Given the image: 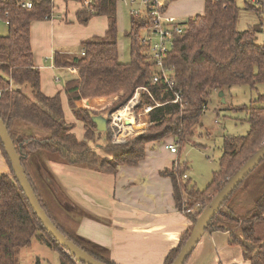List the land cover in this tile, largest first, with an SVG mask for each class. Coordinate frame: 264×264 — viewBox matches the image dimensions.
I'll return each mask as SVG.
<instances>
[{"label": "trees", "instance_id": "16d2710c", "mask_svg": "<svg viewBox=\"0 0 264 264\" xmlns=\"http://www.w3.org/2000/svg\"><path fill=\"white\" fill-rule=\"evenodd\" d=\"M260 1V5L259 0L252 4L246 0L244 4L250 10H263V14L264 8L260 7H264V0ZM236 2L205 0L202 14L180 22L182 31L174 33L172 47L160 67L141 41V33L150 18L130 16L129 28L123 34L129 40V59L124 61L118 51L116 0H93L86 8L82 4L76 13L77 21L86 24L93 16L105 15L108 26L104 35L82 40L77 54L55 51L52 58L58 68L77 70L65 78L64 92L71 113L84 129L82 139H78L72 131L74 123L65 119L60 94L50 96L42 92L40 70L34 64L30 43L31 23L52 17V0H34L31 8H22L20 0H0V23L8 22L7 33L0 35V118L48 217L66 237L95 259L114 264L103 248L69 232L58 221L56 211L44 199L32 173L29 158L42 154L47 161L115 173L122 165H136L149 143L171 137L180 148L200 124L212 91L238 84L256 90L258 84H264V42H258L256 29L238 30ZM160 68L167 69L168 83ZM156 76L158 80L154 82ZM138 87L146 90L141 92L136 108L144 112L146 106H152L146 113L149 127L115 144L109 129L110 113L132 98ZM110 98L116 100L104 103ZM230 107L234 112L244 113L248 130L243 135H223L219 167L203 189L183 178L184 164L175 162L170 170L162 172L171 179L176 208L192 224L227 179L264 142V92L257 91L248 103ZM94 116L106 117L104 131L97 129ZM99 140L103 141L102 145L97 144ZM0 149L10 167L1 142ZM263 162L264 159L234 189L205 229L207 233L227 232L229 245L240 246L243 258L250 264H264V240L255 230L264 221V190L249 202L244 198L243 185ZM45 170L58 186L48 169ZM196 205L195 212H189ZM190 229L181 235L163 264H172ZM33 238L57 251L60 264H83L44 229L10 168V174H0V264H18L20 251L30 246Z\"/></svg>", "mask_w": 264, "mask_h": 264}, {"label": "crops", "instance_id": "0c3cea01", "mask_svg": "<svg viewBox=\"0 0 264 264\" xmlns=\"http://www.w3.org/2000/svg\"><path fill=\"white\" fill-rule=\"evenodd\" d=\"M157 1L164 7L166 15L182 22L204 12L205 0ZM82 2L52 0V17L33 21L30 26V43L34 64L40 70L42 92L50 96L59 93L63 110L66 105L69 109L63 85L66 77L59 75L62 68L53 64L54 52L77 54L82 40L104 35L108 26L105 15L93 16L86 24L79 23L76 13ZM118 51L121 58L119 47ZM67 111L66 121L79 122L82 126L71 110ZM72 131L82 139L83 126L81 130L73 127ZM169 141L164 139L147 144L144 157L136 165H122L115 173L47 161L42 154L32 155L29 165L35 177L36 167L38 172L41 168L44 174L40 175L41 179L45 180L51 192L56 189V192L53 190L56 193L53 194L54 199L56 195L68 197L65 200L68 213L60 217H64L66 223H62L69 232L103 248L114 264H163L168 252L177 246L181 235L192 226L186 214L175 206L171 179L162 174L164 170H170L173 163L179 162V154L176 158L177 152L171 153L165 148L166 144H172ZM38 157L42 160L39 165L34 161ZM45 168L58 186L50 174H45ZM1 173L10 174V167L0 149ZM36 179L38 181V177ZM184 179H189V176ZM263 224L261 221L255 227L258 235ZM258 237L264 240V232L262 237ZM228 238L227 232H205L185 264H250L243 258L240 246L229 245ZM34 240L47 247L36 238L32 239L29 247Z\"/></svg>", "mask_w": 264, "mask_h": 264}, {"label": "rangeland", "instance_id": "374dc122", "mask_svg": "<svg viewBox=\"0 0 264 264\" xmlns=\"http://www.w3.org/2000/svg\"><path fill=\"white\" fill-rule=\"evenodd\" d=\"M57 1V0H56ZM157 1V0H156ZM158 2V1H157ZM259 0V5H260ZM162 5L160 2H158ZM238 6V21L237 28L238 30H244L247 28H253L257 30L258 42H264V12L263 10H250L245 7L244 0H237ZM251 3V2H250ZM252 4V3H251ZM116 16H117V38H118V47L121 50V59L127 61L129 59V40L123 34L129 28L130 21V9L133 7L138 9L141 7V0H135L132 4H127L123 1H116ZM84 8H86L84 6ZM264 8V7H260ZM161 12L165 13L163 6L160 7ZM166 15V14H165ZM168 16V15H167ZM192 18V17H191ZM186 19L183 20L186 21ZM177 22H182L178 21ZM7 33V26L3 23H0V35H5ZM143 33V32H142ZM77 73V72H76ZM61 76L68 77L71 75L69 71L61 70L58 73ZM64 77H61L63 80ZM64 85V84H63ZM27 94H29V89L25 88ZM264 92V84H258L256 90L245 84H238L231 87H227L221 90H214L211 92L210 96L206 101V108L201 117L199 125H196L193 128V135L189 137L180 148L177 146V155L179 154L178 161L180 164L186 165L185 173L189 176V181L191 184L195 185L198 189H203L210 181L213 175V172L219 167V158L221 156V145L222 138L225 134L231 135H243L248 130V123L245 121L244 113L234 112L231 110L230 105H240L248 103L251 99L255 97L256 92ZM220 93H222L220 95ZM140 95L141 92H136L132 98H130L125 104L120 105L117 109L111 113L109 129L111 134V140L115 144L123 143L127 138L136 136L145 132L149 127L148 116L142 110H138L136 107L140 104ZM116 98H110L105 102L114 101ZM102 105V104H101ZM98 105V106H101ZM129 107V108H128ZM128 108V113L130 116H127L129 120L122 118L114 119V116H117L118 112ZM69 110L64 108V116L68 117ZM116 112V113H115ZM109 116V115H108ZM106 118V117H105ZM119 119V120H118ZM130 121L129 124H126L124 121ZM141 126L139 131H129L123 130V127L133 125ZM123 125V126H122ZM122 126V127H121ZM82 128L79 122H75L74 129ZM125 131L124 136L119 137V132ZM168 138H170L168 140ZM164 140V139H163ZM165 140L177 144L173 141L171 137H166ZM92 146H95L94 143H90ZM98 145H102L103 141L99 140ZM97 149V148H95ZM99 152V150H98ZM175 152V153H176ZM34 161L41 163L42 160L38 157L34 158ZM31 159V162H34ZM264 163V162H263ZM261 164L250 176L246 179L243 190L244 198L246 201L256 199L260 193L264 190V164ZM35 164V162H34ZM33 164V165H34ZM36 165V164H35ZM37 166V165H36ZM34 168V166H33ZM38 169V167H36ZM33 170L36 177H38V183L41 187L46 202L56 211L58 221L60 223L65 222L64 213H68V209L65 207V200L67 196L54 195L56 194L53 190H49L47 183L44 179H41L38 170ZM51 184L50 180H47ZM55 193V194H54ZM259 193V194H257ZM54 194V195H53ZM257 194V195H256ZM255 195V196H254ZM253 197V198H252ZM61 198V199H60ZM56 200V201H55ZM197 205L193 208L192 211L195 212ZM63 224V223H62ZM259 235L262 237L264 232V224L260 225ZM18 264H60L59 254L57 251L51 248L44 247L36 240L33 241L31 247L23 248L19 253L17 260Z\"/></svg>", "mask_w": 264, "mask_h": 264}, {"label": "water", "instance_id": "95a60500", "mask_svg": "<svg viewBox=\"0 0 264 264\" xmlns=\"http://www.w3.org/2000/svg\"><path fill=\"white\" fill-rule=\"evenodd\" d=\"M222 93H220L221 95ZM95 122L99 131H104L107 125V119L103 116H94ZM130 121H126L129 124ZM0 142L3 146L4 152L8 158L10 168L17 182L19 183L26 199L28 200L33 212L38 220L43 225L44 229L56 240V242L67 250L70 255L83 264H105L85 250L76 245L72 240L66 237L58 227L51 221L42 208L33 188L27 178L25 170L21 164L20 156L16 151L13 140L8 132L6 125L0 118ZM264 159V142L252 154L245 163L230 176L220 191L210 200V202L201 210L195 223L192 224L188 233V237L173 260L172 264H184L185 260L190 256L197 243L205 233L210 220L216 215L224 201L230 196L234 189L251 173L256 166ZM54 188V187H53ZM56 192V189H53Z\"/></svg>", "mask_w": 264, "mask_h": 264}, {"label": "built area", "instance_id": "2783aa9c", "mask_svg": "<svg viewBox=\"0 0 264 264\" xmlns=\"http://www.w3.org/2000/svg\"><path fill=\"white\" fill-rule=\"evenodd\" d=\"M93 0H83L82 4L84 6H89ZM123 1L127 4H132L135 0H116ZM219 1V0H213ZM246 1V0H244ZM251 3H256L258 0H247ZM34 4V0H20V6L22 8H31ZM156 0H141V7L138 9L131 8L130 14L134 16L145 15L150 18L149 24L143 28V33H141V41L144 45L148 47L150 53L155 60V63L158 67L162 66V60L165 58L167 52L172 47L173 43V35L174 33H180L182 31V25L180 22L172 16H167L165 13L161 12V7ZM51 18V17H50ZM49 18V19H50ZM47 19V18H46ZM3 24L7 25L8 22H4ZM163 73V78L168 83L169 78L167 74V69L160 68ZM68 70L73 74H76L77 70L74 67H69ZM58 81V78H56ZM154 82L158 80L157 76L153 78ZM146 90L145 88L138 87L136 88V92H142ZM134 93V94H135ZM175 99L174 101H176ZM152 108V106H146L144 108V113H148V111ZM111 115V113H110ZM117 119L116 116L113 117ZM122 120V118H119ZM118 119V120H119ZM165 148L168 149L171 153H175L177 151V145L172 142V144H166ZM187 175H183V178H186Z\"/></svg>", "mask_w": 264, "mask_h": 264}, {"label": "bare ground", "instance_id": "6f19581e", "mask_svg": "<svg viewBox=\"0 0 264 264\" xmlns=\"http://www.w3.org/2000/svg\"><path fill=\"white\" fill-rule=\"evenodd\" d=\"M129 108V107H128ZM128 108H126L125 110H121L120 109V112H118V114H117V116L116 117H118V118H125V119H127V120H129L128 119V117L127 116H130V114L128 113ZM116 113V112H115ZM131 120V119H130ZM123 126V125H122ZM121 126V127H122ZM141 126H139V125H137V124H135V125H133L132 127H130V126H127V127H123V130H129V131H139V130H141ZM125 132V131H124ZM124 132L123 131H121V132H119V134L118 135H115V136H118V138L119 137H122V136H124Z\"/></svg>", "mask_w": 264, "mask_h": 264}]
</instances>
